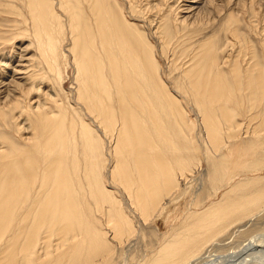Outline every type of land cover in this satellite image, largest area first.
<instances>
[{
	"label": "bare ground",
	"instance_id": "1",
	"mask_svg": "<svg viewBox=\"0 0 264 264\" xmlns=\"http://www.w3.org/2000/svg\"><path fill=\"white\" fill-rule=\"evenodd\" d=\"M143 1L139 6V0H4V12L20 16L23 23L29 21L34 29L33 47L38 56L28 55L29 43L23 48L15 45L8 55L4 51L0 60L4 66L0 125L4 131L9 120L22 131L18 134L21 145L0 132V264H110L114 248L108 238L123 241L130 249L129 244L142 237L122 205L137 211L145 223L153 214L162 213L167 198L180 187L179 180L198 169L199 158L184 126V111L161 76L155 47L162 54L176 49L183 52L201 23L198 14L210 9L218 16L223 7L220 0H186L187 6L178 5V16L171 19L168 0ZM18 2L23 4L24 16ZM236 2L243 6L242 0ZM236 18L230 13L221 27L233 37L237 36ZM17 19L10 20L17 25ZM64 39L69 41L67 46ZM213 39L209 36L193 46L186 67L172 85L198 105L212 152L224 147L227 135L237 139L252 132L260 134L257 141L264 144V66L253 54L247 55V67L239 75V54L219 60V47L213 45ZM67 55L75 67L76 99L112 146V166L107 173L124 193L123 200L116 199L104 184L106 154L95 131L81 119L76 123L69 118L52 88L45 85L49 73L53 82L56 77L55 83L60 80V61ZM25 57V63H32L31 71L22 66L10 68L8 60ZM223 64L233 72V82L226 79ZM241 87L255 109L251 112L259 113L250 118L259 121L253 129L241 130L240 123L233 120L236 114L218 105L240 98ZM245 145L252 153L250 167H263L264 151L256 152L254 141ZM207 160V182L213 187L226 185L230 175L226 156H207ZM234 193H238L237 199L211 203L183 219L182 229L162 242L154 257L148 258L144 252L137 255L143 258L142 264L193 263L206 256L205 247L218 244L217 235L232 222H250L264 210V176L238 179L222 195ZM96 212L112 237L100 228L93 215ZM53 236L58 242L50 251L47 246ZM263 248L245 244L238 254H227L219 263L264 262ZM126 256V262H115L127 264L130 258Z\"/></svg>",
	"mask_w": 264,
	"mask_h": 264
},
{
	"label": "rangeland",
	"instance_id": "2",
	"mask_svg": "<svg viewBox=\"0 0 264 264\" xmlns=\"http://www.w3.org/2000/svg\"><path fill=\"white\" fill-rule=\"evenodd\" d=\"M179 1L181 4H179L177 0H168L167 4L169 5L168 7L171 9L168 18L172 19L177 15V11H179L178 5L182 6L183 4L186 7L187 3H189L187 2L189 0H185L186 2H183V0ZM227 1L228 0H220L221 3H218L219 6L222 5L223 7L222 12L218 16L215 15V11H211L210 9V11L208 10L198 14L197 21L201 23L197 26L196 35L192 39H188L186 41L187 49L183 52L178 53V49H176L173 51L170 50L166 54H162L161 50H159L158 47H155V55L159 64L161 76L166 80V84L168 85L172 93L177 97L181 108L184 111V117L186 118L184 126L187 130L188 136L193 140V145L196 149V157L199 158V167L191 173V176L187 175V178L185 179H180V177H178V179H180V187H178V190L172 195V197L170 196V198H167L168 200L166 203V207L164 208L162 213L157 216L153 214L150 219L145 221V223L142 221V219L140 218L141 216L138 214L137 211H133L129 209V207L122 205L125 215L130 219L136 229L141 230L142 237L140 238V241L135 240L134 242H131L129 244V246L131 245L130 249L128 247H126L127 249L125 248V244H123V241H116L115 243L114 238H108L109 242L114 248L111 260L114 261L112 262L113 264H117L120 260L123 261L125 259L123 257L127 254V256H129L130 258L127 264H142L144 260L142 261V257L138 258L140 256L139 253L142 254V252H144V256L147 255L148 258L154 257L157 253V250L159 249L158 247H160V244H163L162 242H166L172 235V233L175 232V230L180 228L182 229V224L184 222L183 219H188L191 215L198 214V212L211 205V203H218L219 201H225L226 203H229L230 201L237 199L236 197L239 196L238 193H234L229 196H223L222 192L226 189H230L238 179H251L264 176V165L263 167L260 166L258 169L250 167V155L252 153L248 152L245 145L249 141H254L256 142L254 150L256 152L264 151V144H259L257 141L259 137H261L260 134L259 136H257L254 134L252 135V132H249V135L243 133L245 136L241 134V137L239 136V138L237 139L230 138L227 135L225 137L226 139H224L223 141L224 147L218 151L216 150L215 152H212V147L210 146L207 135L205 133V127L201 121V114L197 110L198 105L192 102L188 97L181 94L172 85L175 80L180 78L179 75L181 74V70L186 67V62L191 56L193 46H197L205 38L212 35L214 36L213 45L219 47L216 52L217 58L219 60L225 59L226 55H229L230 58H234L239 54L237 61L239 66V75L242 74L243 71H245L247 67L246 65L248 58L252 56V54L254 57L259 59L261 66H264V0H242V7L236 4V0H232L230 3H227ZM15 2L16 1H14V3ZM143 3V0H139L138 5L140 6ZM17 5L18 8L21 9L20 13L22 14V16H24L25 10L22 8L23 4L21 2H18ZM4 9H7L4 6V0H0V60L4 59V51L5 54L8 55L11 51H13L15 45H19L20 48H23L25 45L27 46L30 43L31 45L27 47L26 52H28V55L33 53L35 54V50L33 47V45L35 44V38L33 36L34 29L30 28V25L28 24L29 21L23 23L20 16L14 17L12 15H9L8 13L4 12ZM230 13H233V15L237 17L236 19L238 20L236 21V23H233L236 28V37H233V35H231L228 31L221 29L223 23L225 22L227 16ZM13 18H18L16 20L17 25H14L11 21L13 20ZM135 23L139 25L142 24L141 22L139 23V21H135ZM4 38L8 39L5 41V45L3 42ZM150 39L151 43L155 44V38L153 37V35H150ZM68 42V40L64 39L63 45L67 46ZM16 50H19V47ZM249 52L251 54H249ZM247 55H249V57ZM35 56H38L37 52ZM243 57H245L246 59H243ZM26 58L27 57L24 58L25 61L22 58L23 60L20 59V61L17 62L15 59L8 60L9 63H11L10 68L15 69L20 68L22 66L28 68H26V71H31L30 66L32 65V63H25L27 61ZM173 60L175 63L173 62ZM244 61H246V63ZM14 65L16 66L15 68ZM59 66L61 73L60 80L55 83L57 79L56 77L54 78L53 82L51 76H54L53 74L50 75L49 73L45 85L47 87L49 86L52 88V95L55 97L58 104L64 106L65 110L68 112L69 118H72V120H74L76 123H79L81 119V121L88 125L90 129L95 131L94 137L98 142L101 140L99 142L102 143L100 145L101 150L103 149L102 151L104 152V154H106V166L104 168L105 173L103 174L104 184L106 188L111 191V193L115 196L116 199L121 198L123 200L124 193L121 192V189L116 188L115 185L109 180V174L107 173L109 172L108 169L111 168L110 166H112V146L105 141V136L100 133V131L98 132L96 130L95 122L93 120H91L92 122L89 120L91 119L89 118L90 116L87 115L88 113L84 110L83 106H81V103L78 102L76 99L74 90V78L76 73L75 67L71 62V56L67 55L66 59L60 61ZM244 66L246 67L244 68ZM170 67L174 71H171ZM221 68L228 82H233L234 76L233 72L229 69V66L223 64L221 65ZM45 69L46 68H44L43 71L47 72V70ZM2 70L4 71V66H0V73L2 72ZM1 77L0 80L4 81V78ZM240 89L244 88L241 87ZM240 89L238 90L239 93L242 95L240 96V98L236 100L227 99L222 102H219L218 105H224L226 109L232 110V114H236L233 115V120H235L237 123H240L239 125L241 127V130H245L247 127H251L253 129L257 124H259V121L258 123L255 120L250 121V118L254 117L255 115H258L259 113L256 114V112L254 113V111L251 112L255 109L251 108L252 104L250 103L249 97L246 95L247 90L244 89L243 91H240ZM50 103L51 102H49V104ZM262 104L264 105V103ZM262 104L260 105L263 108ZM50 106L55 112L56 108L53 106V103L50 104ZM258 117L260 120V115ZM7 127L8 128H4L3 131V127L0 125V132L3 131L4 133H7L15 143L21 145L22 142L19 141L18 135L19 133H22L21 129H16L12 121L9 120L7 121ZM220 154H224L226 156V159L228 161L227 169L230 170L228 171L230 175L227 178L226 185L213 187L208 183L209 181L207 182L206 180L207 171L209 170V164H207L209 163L207 160V156L217 157ZM106 175L108 179H106ZM93 215L98 220L100 228L107 232V235L109 237H112L113 235L110 234L111 231H109L105 223H102V220L104 222V219L103 217H100L101 214H98L96 212ZM247 221L248 219H245L243 223H239L238 221L232 222L231 225H229L217 235L216 241L218 244L213 243L212 245H208V247H205V250L208 249V251L206 252V256L203 255L204 257L201 256L199 260L188 264H220L221 260H223L224 257H227V254H238V250L242 249L245 244H247V246L249 244H256L258 246L264 245V210L260 212L257 216H255L250 222ZM239 228H241L240 231H237V233L234 232ZM56 240V236L50 238L49 245L47 246L50 251L54 250V247L58 242V240L57 242ZM220 243L223 245H221ZM40 246H43V244H40ZM203 251L204 250H202V252ZM135 258L137 260H135ZM116 260L118 262H115ZM252 260L253 259H251V261ZM126 261L127 260L125 259V262ZM235 264L247 263L237 262ZM249 264H264V262H262V260L260 262L259 260L255 261L254 259V262H250Z\"/></svg>",
	"mask_w": 264,
	"mask_h": 264
}]
</instances>
